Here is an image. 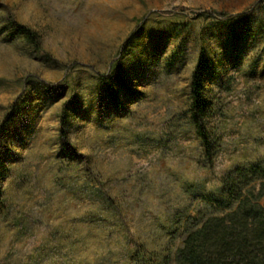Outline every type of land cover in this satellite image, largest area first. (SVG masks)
I'll use <instances>...</instances> for the list:
<instances>
[{
    "label": "rangeland",
    "instance_id": "374dc122",
    "mask_svg": "<svg viewBox=\"0 0 264 264\" xmlns=\"http://www.w3.org/2000/svg\"><path fill=\"white\" fill-rule=\"evenodd\" d=\"M198 62L207 149L187 112ZM251 163L264 0H0V264H174Z\"/></svg>",
    "mask_w": 264,
    "mask_h": 264
},
{
    "label": "trees",
    "instance_id": "16d2710c",
    "mask_svg": "<svg viewBox=\"0 0 264 264\" xmlns=\"http://www.w3.org/2000/svg\"><path fill=\"white\" fill-rule=\"evenodd\" d=\"M15 30L39 46L37 32L23 25ZM202 92V63L198 62L190 79L187 112L207 149L210 143L204 121L209 112ZM253 174L257 176L249 177ZM223 186L224 197L206 198L225 212L206 217L186 234L174 264H264V171L257 163L238 166L224 179Z\"/></svg>",
    "mask_w": 264,
    "mask_h": 264
}]
</instances>
